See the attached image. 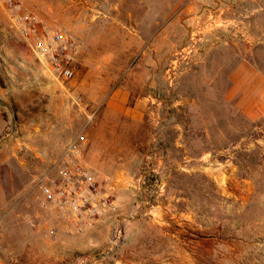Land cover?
Masks as SVG:
<instances>
[{
  "label": "rangeland",
  "instance_id": "374dc122",
  "mask_svg": "<svg viewBox=\"0 0 264 264\" xmlns=\"http://www.w3.org/2000/svg\"><path fill=\"white\" fill-rule=\"evenodd\" d=\"M19 1L42 17L32 7L69 0ZM169 1L189 2L161 0L163 10ZM56 18L46 22L77 42V76L66 84L0 4V264H264V120L217 106L216 84L229 80L232 39L243 25L231 18L211 30L228 37L224 56L209 38L189 41L183 27L175 40L163 37L159 52L114 53L90 35L104 24L83 25L80 39L71 18ZM259 44L255 59L264 68ZM189 113L214 116V125L220 114L224 137H204L201 120L190 129ZM79 136L85 160L95 154L105 162L92 168L118 205L111 218L80 231L48 211L42 196ZM119 228L123 237L108 251Z\"/></svg>",
  "mask_w": 264,
  "mask_h": 264
},
{
  "label": "crops",
  "instance_id": "0c3cea01",
  "mask_svg": "<svg viewBox=\"0 0 264 264\" xmlns=\"http://www.w3.org/2000/svg\"><path fill=\"white\" fill-rule=\"evenodd\" d=\"M69 1L59 7L47 5L32 8L40 9L38 13L47 22L56 20V17L71 18L77 29L80 26V34L76 32L80 39H86V35L81 32L83 25L89 24L102 28L104 24L105 31L90 29V35H95L97 39L106 41V43L109 42L106 49L114 53L118 50L121 52L130 49L145 50L146 48L159 52L161 50L159 42L163 40V37L169 41L175 40L172 36L183 27L182 30L185 28L188 30L189 41L195 40L198 36L204 40L209 38L208 41H212V44L224 56L225 50L223 49L228 37L223 30L212 33L211 30L231 23L230 19L233 18L234 23H241L245 28L243 30L246 32L240 34L244 37L245 43L242 46L240 35L232 39L236 46L233 49V65L229 71L227 84H216L217 88L221 89L217 97V106L224 105L226 102L233 107L237 115L243 116L251 123L264 120V68L258 65L255 59L259 43L264 44V32L259 29L260 25L264 24V20L260 18L264 14V0H189L180 6L169 1L164 10L161 0ZM155 1L158 2L157 5ZM59 9H63V13L58 16L56 12ZM211 25L214 26L210 28ZM206 85L210 89L216 88L213 82L206 83ZM197 120L202 121L204 137L210 138L214 134L218 138L224 137L225 120L220 114L217 115L218 124L214 125V116L206 121L204 115L200 118L194 113H189L190 129L194 127ZM220 122L222 125H219ZM122 133L124 135L127 132L124 130ZM189 136L193 135L189 132ZM219 143L223 144L224 140L221 139ZM95 145L97 141L93 140L92 148ZM95 159V154L89 156L88 161L86 160L89 167L92 170L93 168H104L106 164L103 159L99 155L97 162Z\"/></svg>",
  "mask_w": 264,
  "mask_h": 264
},
{
  "label": "built area",
  "instance_id": "2783aa9c",
  "mask_svg": "<svg viewBox=\"0 0 264 264\" xmlns=\"http://www.w3.org/2000/svg\"><path fill=\"white\" fill-rule=\"evenodd\" d=\"M0 4L20 36L47 65L49 74L62 84L74 81L77 76L75 39L27 10L19 0H0ZM84 140V136H79L67 148L55 180L42 186L44 207L78 231L87 225L108 220L118 209L117 201L107 192L103 181L83 156L81 143ZM122 237L123 232L119 228L107 250L111 251L118 245ZM101 255H105V250L96 254L97 262H102Z\"/></svg>",
  "mask_w": 264,
  "mask_h": 264
},
{
  "label": "water",
  "instance_id": "95a60500",
  "mask_svg": "<svg viewBox=\"0 0 264 264\" xmlns=\"http://www.w3.org/2000/svg\"><path fill=\"white\" fill-rule=\"evenodd\" d=\"M13 128H14V124H13ZM6 139L2 140L1 142L5 141Z\"/></svg>",
  "mask_w": 264,
  "mask_h": 264
}]
</instances>
